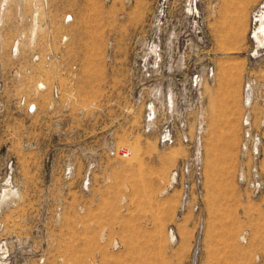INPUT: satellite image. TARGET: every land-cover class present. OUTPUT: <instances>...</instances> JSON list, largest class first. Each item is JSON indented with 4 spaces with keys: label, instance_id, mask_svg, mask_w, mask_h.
<instances>
[{
    "label": "rangeland",
    "instance_id": "374dc122",
    "mask_svg": "<svg viewBox=\"0 0 264 264\" xmlns=\"http://www.w3.org/2000/svg\"><path fill=\"white\" fill-rule=\"evenodd\" d=\"M263 10L264 0H0V240L17 257L26 243L30 264H264V42L251 36ZM247 83L262 135L257 191L240 175ZM184 118L192 139L203 126L205 173L187 211L171 175L190 148L158 138ZM121 147L128 157L110 154Z\"/></svg>",
    "mask_w": 264,
    "mask_h": 264
},
{
    "label": "built area",
    "instance_id": "2783aa9c",
    "mask_svg": "<svg viewBox=\"0 0 264 264\" xmlns=\"http://www.w3.org/2000/svg\"><path fill=\"white\" fill-rule=\"evenodd\" d=\"M39 8V5H34V19H36L40 14ZM71 20V15H67L66 21ZM23 37L24 35L22 34L15 39V43L12 47V52L14 54L17 53L18 43H20ZM37 57L38 56H35V58ZM13 72H17V74L15 75L17 77L21 75L18 69H15ZM3 88L4 83L0 82V92L3 90ZM38 88H46L45 83L39 82ZM60 91L61 87L58 84L54 85L53 92L56 96L59 95ZM21 102V105H24L27 112L30 114H33L38 110V104L33 100H27L26 97H22ZM244 102L246 105V110L242 119V155L247 157V161H244V163L240 165V175L242 180H245L252 189L257 191L263 187L259 168L262 135L253 124V118L250 109L252 104V88L251 84L249 83H247L245 86ZM4 106L5 100L3 97H0L1 111L4 110ZM156 116L157 115L155 114L154 109L148 107L147 115L145 117V125L147 126V130H150L154 126L156 122ZM187 127L188 123L185 118L182 119L177 127H174L172 121L169 120L162 127L158 136L161 145H173L180 140L184 144H187L190 148L189 155L185 159H183L176 167H174L171 175L174 187L180 189L181 191V211H187L189 207H193L197 210L205 194L204 145L202 138L203 126H199V129L193 139L187 132ZM110 154L128 157L130 155V152L125 147H121L119 151L117 149H115L114 151H110ZM248 162H250V164H248ZM95 166L96 164L92 162L87 167L82 181V187L84 191H91V187L93 184V169L95 168ZM245 166L249 170V175L246 178L244 176ZM70 174L71 168H68L65 171V175L69 176ZM103 234L108 235L107 230H104ZM11 241V239L6 238L0 240V264H30L32 257L31 248L26 243L19 244L18 249L21 252V255L17 257L16 247L13 243H11ZM43 261V258H41L40 262L42 263Z\"/></svg>",
    "mask_w": 264,
    "mask_h": 264
},
{
    "label": "bare ground",
    "instance_id": "6f19581e",
    "mask_svg": "<svg viewBox=\"0 0 264 264\" xmlns=\"http://www.w3.org/2000/svg\"><path fill=\"white\" fill-rule=\"evenodd\" d=\"M256 21H259L260 22V25L257 26L253 32V35H251L253 38H256L260 43H263L264 42V37L261 35V33L264 32V10L260 13V14H256ZM1 20V19H0ZM36 25V24H35ZM37 27V26H36ZM35 27V28H36ZM264 34V33H263ZM21 113V112H20ZM193 137V136H192ZM9 188H6L5 191H4V195L9 193ZM3 195V196H4ZM169 235H170V240L171 241H174L175 240V234L173 232V230H170L169 231Z\"/></svg>",
    "mask_w": 264,
    "mask_h": 264
}]
</instances>
